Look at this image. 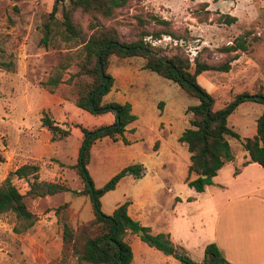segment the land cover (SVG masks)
Instances as JSON below:
<instances>
[{
  "label": "rangeland",
  "instance_id": "1",
  "mask_svg": "<svg viewBox=\"0 0 264 264\" xmlns=\"http://www.w3.org/2000/svg\"><path fill=\"white\" fill-rule=\"evenodd\" d=\"M54 2L0 0V185L10 171L23 163L34 162L39 166L41 179L82 189V179L71 168L77 161L83 137L79 125L92 129L114 122H106L109 113L91 114L75 106L73 84L61 83L54 93L41 87L40 82L58 59L66 51L75 50V47L67 49L69 45L63 42H52L47 48L40 43L42 23ZM64 5H68V0ZM61 10L59 4L58 17ZM223 14L234 15L236 20L231 24L223 23ZM74 15L86 29L90 16L78 11ZM152 16L168 20L180 38L164 35L154 40L145 37L144 41L160 49L162 55L181 53L191 62L198 55L201 60L221 63L228 54L233 55L224 52V47L238 39L245 41L247 50L240 52L241 60H234L229 71L209 72V80L214 84L211 91L214 108L223 107L242 92L252 93L255 89L264 92V0H128L117 10L110 24L117 28L121 40L131 41L139 31L159 27L151 20ZM138 18L143 19L142 24ZM108 59L107 71L114 79L116 77L118 86L109 98L117 102L132 100L139 124L157 120V106H163L162 101L158 102L161 99L169 103L174 119L180 115L182 106L198 103L197 97L185 93L175 82L144 69L142 56L111 54ZM76 70L75 64L71 65L64 77ZM198 81L201 85L203 80L199 77ZM186 107L184 113L191 116ZM45 113L69 128L70 134L57 142H38L41 128H44L40 119ZM238 117V114L230 115L229 124ZM130 147L108 136L95 141L87 165L95 187L102 186L123 166L142 160L147 163L148 173H184L185 152L180 148L182 158L162 169L153 158L148 161L151 152L141 155L140 149H147V144L138 142ZM12 182L25 194L35 222L28 230L16 232L18 221L14 214H0V264H77V254L85 238L95 234V226L90 224L94 214L88 196L69 191L36 197L27 192L26 180L12 177ZM140 185L137 181H120L113 190L101 196V210L109 214L128 194L135 198ZM63 222L70 226L73 235L67 246L62 240Z\"/></svg>",
  "mask_w": 264,
  "mask_h": 264
},
{
  "label": "trees",
  "instance_id": "2",
  "mask_svg": "<svg viewBox=\"0 0 264 264\" xmlns=\"http://www.w3.org/2000/svg\"><path fill=\"white\" fill-rule=\"evenodd\" d=\"M55 0L52 10L42 23V36L40 43L49 47L50 43L63 42L66 48H73V52L66 51L52 66L45 79L40 82L42 88L54 93L61 83L74 86V104L91 114L111 112L114 122L92 129L79 125L83 137L79 147L77 161L71 168L77 171L83 182L80 190L72 189L60 181H49L39 176V166L34 162H26L10 171L0 185V214L12 213L18 221L16 232L28 230L35 222V214L28 208L25 194L12 182V177L24 179L28 183V193L36 197L53 195L59 192H73L77 195H86L91 201L94 219L90 222L95 226V234L87 236L83 242L82 250L77 254V264H131L132 250L125 240L127 233L138 234L147 245L154 247L165 254H171L182 264H230L214 243L207 244L201 262L191 259L184 247L175 245L169 233H150V229L141 225L130 217L127 212L129 200L118 204L111 214L101 210L100 198L106 192L113 190L120 179L126 175L140 178L145 173L143 164L134 162L125 165L114 173L102 186L95 187L88 173L87 165L90 159L91 147L101 137L108 136L112 141L124 137L126 126L136 119L131 112L129 102L103 101V97L111 90L114 77L108 73L109 56L116 54L121 57L142 56L145 59L143 68L171 80L190 96L198 98V103L186 107L191 113L189 126L186 127L178 141L187 147L189 156L188 174L194 173L196 177L186 181L196 191H202L205 185L213 183V177L221 166L233 159L227 136L239 138L227 124V116L241 102L251 100L264 104V93L242 92L237 94L227 104L219 109H213L214 99L197 81V76L203 71L227 72L231 63L237 59L240 52L247 50L244 40L238 39L232 45L224 47L226 53H233L221 63L201 60L198 55L192 62L181 53L162 55L160 49H155L144 41L145 37L160 39L169 36L180 39L168 20L159 16H152L151 20L159 27L157 29H144L139 31L136 39L123 41L120 39L117 28L110 24L115 18L119 8L125 6L128 0ZM61 4V16L56 15L58 5ZM90 16L87 28L83 29L74 13ZM221 21L231 24L236 20L234 15L223 14ZM108 21L109 23H106ZM143 19L138 18L139 24ZM147 50L155 51L165 58L164 63L158 56L150 54ZM75 64L77 70L64 77L66 70ZM5 66H9L6 64ZM100 66L103 74L100 73ZM41 126L51 133V140L57 141L66 138L70 129L60 125L47 113L40 119ZM118 123L117 126H114ZM264 110L256 119V133L242 139V145L248 152L249 161L258 163L264 168ZM58 209V208H57ZM72 230L63 222L62 240L64 246L72 241Z\"/></svg>",
  "mask_w": 264,
  "mask_h": 264
},
{
  "label": "crops",
  "instance_id": "3",
  "mask_svg": "<svg viewBox=\"0 0 264 264\" xmlns=\"http://www.w3.org/2000/svg\"><path fill=\"white\" fill-rule=\"evenodd\" d=\"M236 60H241V55ZM209 72L200 73L197 81L201 77V86L211 94L214 84L209 80ZM116 83L115 77L111 90L103 97L105 101H114L109 97L118 90ZM126 101L131 104L136 119L126 126L124 137L127 143L121 139L117 141L127 148L138 142L147 144V149H140L141 155H145V151L151 152L148 161L153 158L162 169L182 158L180 148L185 152V169L184 173H148L147 163L138 162L145 167L144 175L140 178L126 175L120 181L139 182V192L135 198L128 194L113 206L112 211L118 204L129 200L127 212L131 218L148 227L152 234L169 233L173 243L184 247L187 255L196 262L203 260L205 246L214 243L230 264H264V168L249 161L248 152L242 145L243 138L256 133V119L263 112L264 104L243 101L227 116L228 126L239 135L238 139L227 136L233 159L225 162L213 177V183L205 185L199 192L186 181L187 177L194 179L196 175L188 174L190 153L186 145L178 141L182 131L189 126L190 116L183 111L186 106H182L180 115L174 119L170 115L169 103L161 99L158 102L162 101L163 106H157V120L139 124L132 100L120 103ZM106 113H109L106 122L114 121V115ZM235 114L239 117L230 125L228 118ZM45 140L51 142V133L44 127L38 142L43 144ZM51 143L48 144L49 151ZM125 240L132 250L131 264H182L173 255L147 245L138 234L129 232Z\"/></svg>",
  "mask_w": 264,
  "mask_h": 264
},
{
  "label": "water",
  "instance_id": "4",
  "mask_svg": "<svg viewBox=\"0 0 264 264\" xmlns=\"http://www.w3.org/2000/svg\"><path fill=\"white\" fill-rule=\"evenodd\" d=\"M147 51H148L150 54H153V55L158 56V57H159L164 63H168V61H167L165 58H163V57H161V56L155 54L154 52H152V51H150V50H147ZM100 73L103 74V70H102L101 66H100ZM117 125H118V123H116L114 126H117ZM261 137H264V134H261ZM142 234H143L142 231H139V232H138V235H142Z\"/></svg>",
  "mask_w": 264,
  "mask_h": 264
}]
</instances>
